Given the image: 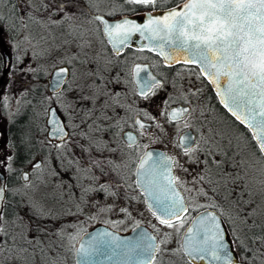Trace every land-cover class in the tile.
<instances>
[{
  "label": "snow or ice",
  "instance_id": "1",
  "mask_svg": "<svg viewBox=\"0 0 264 264\" xmlns=\"http://www.w3.org/2000/svg\"><path fill=\"white\" fill-rule=\"evenodd\" d=\"M2 2L3 0H0V3ZM54 2L60 11L81 8L80 0H54ZM87 2L91 7L93 0H87ZM167 2L168 0H123L125 5L132 6L130 10H134L137 6L152 10L147 12L146 20L142 24L126 17L115 22L105 19V15H115V12L95 15L89 23H98V31L102 32L116 56H120L123 49L128 46L133 34L139 33L140 37L148 42L143 46V49L156 52L163 57L166 63H183L185 66H195L188 67V70L196 73L198 69L197 78L204 77L215 86L221 103L252 133V139L256 142L255 148L260 157H264V0H179L176 7L166 9L163 15H153V12ZM43 7L48 8L49 5L44 4ZM66 18L74 19L75 14H66ZM148 69V65L141 66L140 64H133L130 69L133 80L138 78L141 85L138 95L145 100H149L156 94L154 89L162 88L161 81ZM66 72V68H60L56 72L57 85L60 83L59 78ZM100 95H104V93L94 94L93 103ZM118 95L119 93L113 94V103H118L114 99ZM84 99H89V97H84ZM7 101L8 98L5 97L3 101L5 107H7ZM171 102V97L164 102L165 110L161 112V115L167 116L170 123L172 121L179 123L181 118L190 114V110L182 108L169 111L168 105ZM104 106L105 108L108 106V101H105ZM68 107L70 105H65L66 110ZM45 111L46 114H50L47 121L51 126L49 136L60 141L58 144H53L52 147L57 150L58 154L61 149L67 151L70 134L65 131V125L57 118L54 110L46 109ZM94 111V109L89 110L87 115L92 116ZM101 112L103 113V109ZM142 114L146 119L154 120L146 111ZM100 119L109 120L111 118L103 114L101 117H93V123ZM135 125L138 126L141 135L148 130V126L142 123L139 118L135 120ZM72 127L75 129L79 125ZM103 130L106 129L100 124H97L95 129L91 125L89 126V132ZM73 134L75 133L73 132ZM80 135L87 136L88 134L81 132ZM91 140L89 148L95 147L96 150L103 151L107 147L106 143L102 145V142L96 140L95 137H92ZM125 142L128 148L135 146V150H139L137 139L132 133H125ZM182 143L186 145L183 154L190 160L199 162L192 155L199 149L191 146V136H185ZM88 150L85 149V151ZM111 150L115 151V149ZM12 160V156L7 157L6 167L9 172L12 170ZM4 163V161H0V165H4ZM68 163L72 164L73 162L69 160ZM103 163L94 160L85 167L76 161L77 171L89 173L93 167H101ZM107 163L111 164L112 162L107 161ZM175 163L173 157H164L162 160L159 153L145 152L139 156L136 175L138 178H142V182L141 179H138L137 187L141 188L148 197L145 203L151 201L150 210L159 224L179 232L188 221L186 214H189L190 206L177 191V184L181 182L171 173ZM33 167L40 170L42 165L38 163ZM92 178L93 180L98 179V177ZM23 179L27 182L28 174H24ZM199 179L203 180L204 177L201 176ZM260 183L264 184V180H261ZM94 190L109 193V186L101 184L98 189H85V191ZM188 191L191 192L193 189H188ZM5 192L6 187L0 184V204L5 200ZM109 194L115 195V193ZM197 194L207 195L203 190H199ZM196 207H203L205 211L192 218L191 226L185 229L181 250L193 259L210 258L213 261L221 262V264H232L231 254L224 242L222 221L215 213L207 211L208 207L219 208V206L213 202L209 205H197ZM33 210L38 218H43L46 215L42 209L37 210L35 205H33ZM100 211H111V208ZM120 211L127 213L126 208H121ZM224 215L226 213L221 209L220 216ZM228 215L232 219L231 214ZM249 215L252 213L250 212ZM5 223L7 222L2 209H0V237H8L12 241L11 244L0 242V264H7V262L18 259L22 253L28 252L27 248L21 247L17 243V236H10L4 226ZM13 223L15 222L13 221ZM44 230L43 227H37L38 232ZM108 235V233L97 234L89 242L87 248L82 244L78 252L84 256L88 255L92 251V246ZM19 239L29 245L34 244V241L28 239L23 233L19 234ZM155 239L154 236L141 232L134 242H121L117 248L120 249L121 255L131 256L136 264H154L157 253L162 251L160 246L155 243ZM256 239L264 243V236ZM40 243L41 241L37 237L35 244L39 245ZM160 243L166 244L167 240H161Z\"/></svg>",
  "mask_w": 264,
  "mask_h": 264
},
{
  "label": "flooded vegetation",
  "instance_id": "2",
  "mask_svg": "<svg viewBox=\"0 0 264 264\" xmlns=\"http://www.w3.org/2000/svg\"><path fill=\"white\" fill-rule=\"evenodd\" d=\"M3 2L0 3V17L4 15ZM10 2H13V0H10ZM104 2L105 5L103 9L96 10L94 8L95 11L91 10L93 5L90 7L86 0H80V9L69 8L66 11H60L56 7L54 0H45V4L49 5V7H43L45 14L54 12L59 18L57 23L59 34L57 36H60L61 39L60 42H53L58 44V51L63 54L69 49L70 45L74 46V49H69L71 53H66L61 62L54 65H65L67 67V75L60 88L51 92L46 89L47 78L54 66L51 67L44 82V89L48 96L61 93L65 89L66 94L72 90L74 95L72 97L69 95L63 96V105L61 103L60 111L52 102L45 106V110L50 104L55 106L63 120L67 132L70 134L68 144L74 148L75 155L78 158L77 161L85 167L89 166L94 160L104 162L101 167H93V176L88 175V173L77 172L78 175H76L74 181V199L78 201L77 207L81 206L82 201H86L87 199L92 201L117 199L121 200L120 202L124 203L126 207L128 206L129 199H137L143 205L144 209L147 208L143 202L142 192L134 182L136 162L140 154L147 147L156 146L163 148L159 145L160 127L157 125H159L161 120V112L165 110L164 102L167 100V96L171 95L167 94L169 92H174L172 88L176 89L178 86L179 79L183 76L182 72L192 74V80L197 83L195 88L182 89V98L172 100L170 104H187L190 114L186 116L190 118V122L195 125L203 124L204 128H193L192 125L189 124L178 130L175 135V143L176 148L182 154L179 158L177 152L171 153L163 148L175 158L176 163L172 166V175L177 177L181 182L178 183L177 186L182 192L183 199L190 206V212L186 214L188 216V221L185 223L184 227L198 211L204 209L203 207H196L197 205H209L215 202L219 208H208L214 210L222 221L226 238L230 244L231 250L237 257V261L240 257H243L244 260L248 262L253 261L254 258L257 259L258 254L261 255V253H264V250L261 249H264V243L256 239L257 237L264 236V214L261 215L262 219L259 220L245 211L247 205L245 198L247 189L244 185L247 176L246 165H244L237 156L233 159L224 158L220 150H218V159H214L213 162L210 159L211 153L209 149L213 144H210L211 142L207 131L209 122L212 121V114L210 117L208 110L210 109L212 113L215 108L210 102L209 95H207V93L204 94L203 89L206 83L205 80L203 77L197 78L198 69L196 73L188 70V67L195 66H185L183 63H166L156 52H149L147 49H143V47L136 46L133 43H128V46L123 49L121 55L116 56L102 32L98 31V23H89L92 17L95 16L96 13L104 15L105 13L115 12V15H105V17L107 19H115L123 15H132L139 18L143 12L152 10L142 6H137L134 10H130L132 6L125 5L123 0H106ZM14 5V15H10L8 23H10L11 29L17 32L19 28V19L17 18L19 17L17 16V5L15 3ZM160 8L163 7H159L158 9ZM66 14H75V18L67 19ZM83 15H85V26H82ZM1 22L2 19H0V25ZM53 23L55 24V22ZM49 25L50 22H47L43 28H48ZM1 30L2 28L0 26V34ZM89 36L94 39L92 43L87 40ZM44 41L49 44L50 38H46ZM44 50L45 52L49 51L48 45H45ZM3 52L7 54V64L5 68H8L10 65L8 52L0 48V55H2V57H4ZM66 55H68V59ZM133 64H140L141 66L148 65V70L162 83V88L159 90L154 89L156 94L151 96L149 100H145L138 95L136 83L130 75V69ZM3 67L2 64V68ZM209 90L218 104L211 88H209ZM97 92L104 93V95H100L99 98L95 100V103H93L92 97ZM114 93H119V95L114 98L118 103H113ZM84 97H89V99H84ZM44 98L45 95L43 99ZM105 101H108V106L106 108L104 106ZM162 104H164V107H162ZM65 105H70V107L66 110ZM193 108L195 111H192ZM93 109L95 111L92 113V116H88L89 110ZM101 109H103V113ZM144 111L149 113L154 120L146 119L142 114ZM103 114H106L111 119H100L97 120L96 123H93V117H101ZM164 117L168 120L166 116ZM137 118L148 126V130L143 135H141V131L138 130V126L135 125V120ZM81 121L84 122L82 123ZM97 124H100L106 130L89 132V126L91 125V127L95 129ZM73 125H79V127L73 129ZM185 128H190L193 132L194 138L191 146L199 150L192 155L199 162H194L190 160L188 156H185L183 154L184 148L177 143L179 132ZM240 131L243 130L241 129ZM73 132L75 134H73ZM81 132L87 133L88 135L81 136ZM125 133H132V135L136 137L139 144L138 151L135 150V146L133 148L127 147ZM244 134L246 136V132ZM249 136L254 143L250 131ZM92 137L101 141L102 145L106 143L107 147L103 151H98L95 147L89 148L90 143H92ZM52 141L60 142L59 140ZM85 149L89 150L85 151ZM111 149H115V151ZM86 154L89 156H87L89 158L88 160L83 158ZM107 161H111L112 163L109 164ZM262 163L264 164V159H262ZM201 176L204 177L203 180L199 179ZM92 177H98V179L93 180ZM101 184L108 185L109 193H115V195L99 190L85 191V189H98ZM4 186H7L5 176ZM188 189H193V191L189 192ZM199 190H203L207 195H198L197 192ZM69 193L70 191L68 194ZM63 195H66V192L63 193ZM3 203L0 207L2 210ZM102 205L105 206L102 209L107 208L106 205ZM95 206H98V204H95ZM221 209L225 211L226 215L220 216ZM99 210H101V208ZM147 210L152 214L148 208ZM228 214H231L232 219L229 218ZM98 223L104 224L119 232H125L139 222L132 224L125 231L107 223ZM183 228L177 232V240L175 239L174 241L179 251V238ZM254 247H259L261 249V251L257 252L256 256L253 255V251L249 252V248L251 249ZM262 257L264 258V255H262Z\"/></svg>",
  "mask_w": 264,
  "mask_h": 264
},
{
  "label": "rangeland",
  "instance_id": "3",
  "mask_svg": "<svg viewBox=\"0 0 264 264\" xmlns=\"http://www.w3.org/2000/svg\"><path fill=\"white\" fill-rule=\"evenodd\" d=\"M104 1L106 0H93V8L91 10L95 11L94 8L96 10L103 9L105 5ZM13 2L17 5L19 28L17 32L14 31L11 35L2 30L0 34V47L4 45L10 58L9 67L2 68L4 57L0 55V75L2 72L4 73L2 76L3 80L0 83V161L5 162L4 165H0V170L4 174L8 171L6 165L8 163L7 157L9 156L5 136L7 122L15 115L23 113V106L27 97L25 91L29 87H34L39 84L37 80L38 71L41 72L45 79L51 67L59 64L66 53H71L69 49H74V46L70 45L65 53L61 54L58 51V44L56 43L57 41L60 42L61 39L60 36H57L59 34L57 30L59 18L54 12L45 14L43 10L45 0H13ZM84 16L82 17V26L86 25ZM47 22H50L49 27L43 28ZM46 38H50L49 44L44 41ZM87 40L90 43L94 41L90 36ZM45 45H48V52L44 50ZM66 58L68 59V55H66ZM182 73L183 76L179 79L178 86L176 89L172 88L174 92L167 94H171L167 96V100L170 97L172 100L182 98V89L195 88L197 83L192 80V74ZM65 95L72 97L74 93L71 90L66 94L65 89L61 93L51 96L52 103L55 104L59 111L61 110V103L63 105V96ZM5 97L8 98L7 107L3 103ZM45 106L42 111L43 114L45 113ZM162 107H164V104H162ZM36 111L37 109L33 107L30 115L37 113ZM208 114L210 117L212 114V121L209 122L207 131L211 142L210 144H213L209 149L211 153L210 159L212 162L214 159H218V150H220L224 158L233 159L237 156L246 165L247 176L244 185L247 189L245 195L247 205L245 211L248 214L251 212V216L261 220V215L264 214V184L260 183L261 180H264V164L262 163V158L251 147L244 132L240 131L241 129L234 125L226 114L220 112L217 108L212 113L209 109ZM188 116L182 118L179 123H170L161 115L159 122V145L171 153L177 152L178 158L182 156L176 148L175 143V135L178 130L189 124L193 128H204L203 124L195 125L190 122ZM43 144L47 149L52 147L49 143L45 142ZM67 151L68 157L76 156L72 146L69 145ZM52 156H50L49 160L51 167H48L47 170H52L49 172H55L56 174L54 175L57 176L60 170H56L58 165ZM35 159L40 160L38 156H35L23 168L28 171L29 180L27 182L20 180V182H14L6 186L9 205L16 210L18 219H22L24 225H27L25 227L27 230L31 228L32 231L37 230L38 226L43 227L47 233L46 238L50 236L48 235L49 232H53L52 236H55V234H63L65 236L63 243L71 246L73 250L75 240L80 235L79 233L98 222L107 223L122 231L127 230L134 223H144L154 230L157 237V244L162 249L161 252L157 253L154 264H186L184 261H177L173 257H167L171 251L178 252L179 250L177 244L174 242L175 239L177 240V232L159 224V221L154 218L147 208L144 209L139 200L129 199L128 206L126 207L124 203L120 202L121 200L117 199H108L107 201H92L87 199L86 201L83 200L82 205L77 207L78 201L74 199L75 179L72 183H69L72 180L70 174L75 172L71 169V165L68 164L65 167H61L62 170L59 178L53 176L51 179H45L44 174L47 175V172H45V166H43L41 160L39 164L42 165V168L40 170H36L30 165ZM69 191L70 193L68 194ZM65 192L66 195H63ZM95 204H98V206H95ZM102 204L106 205V209L110 207L111 211H100V208L105 207ZM33 205H35L37 210L42 209L46 215L43 218H38V215L33 210ZM78 208L80 209L79 212ZM121 208H126L127 213L121 212ZM83 217L86 219L83 220ZM75 231L79 233L77 234ZM166 234L168 235L166 236ZM31 235L32 233H29V236ZM165 239L167 243L161 244L160 241ZM47 240L49 241V239ZM261 249L264 250L263 248ZM261 249L259 247L249 248V252L253 251V255L256 256L257 252L261 251ZM70 261L73 262L72 257ZM251 263L264 264V258L258 254L257 259L254 258Z\"/></svg>",
  "mask_w": 264,
  "mask_h": 264
},
{
  "label": "trees",
  "instance_id": "4",
  "mask_svg": "<svg viewBox=\"0 0 264 264\" xmlns=\"http://www.w3.org/2000/svg\"><path fill=\"white\" fill-rule=\"evenodd\" d=\"M179 0H169L166 4L162 5L161 7H167L171 6L173 4L178 3ZM3 6V12L4 15L2 17L1 22V28L2 31L11 35L15 31L14 29H11L9 21L10 15H14V2H10V0H5L2 4ZM0 48L3 50H6L4 45H2ZM3 72L0 75V83L3 80ZM38 82L39 84L34 87H29L25 94H27L26 100L24 102V110L23 113H19L15 115L13 118H11L5 127V136H6V144L8 146L9 150V156L13 157V160L11 161V171H7L5 176V180L7 185L14 183V182H20V171L35 157L38 156L43 164L45 166V172H47V175H45L46 178H53L60 177V173L62 168L65 167V165H68V161L71 159L73 162L71 165V169L75 171L71 175V182L72 183L78 175L77 171V157H68V151H64L63 149L60 150V154H58L57 150L53 147H49V149L45 148L43 143H49L51 145L58 144L60 142H55L52 140H49L44 135V123H43V117L44 114L42 111L44 110V106L46 103L52 102L51 95L48 96L44 89V76L41 74V72L38 71ZM206 82V81H205ZM210 86L206 82L204 87V94L207 93L209 95L210 102L213 104L214 108H217L220 112L224 113L229 117V119L233 122L234 125H236L238 128L242 129L246 132V137L248 140H250L251 147L256 150L254 143L252 142L251 138H249V131L246 127L241 125L240 123L236 122L232 117H230L215 101L213 95L211 94L209 90ZM43 95H45V98L43 99ZM35 107L37 109V113H34L30 115L31 109ZM194 109V108H193ZM204 112V111H203ZM244 132V133H245ZM53 151V152H52ZM257 151V150H256ZM258 152V151H257ZM55 159L58 168L57 171L60 170L59 174L57 176L54 175L55 172L50 173L47 170L48 167H51L50 164V156ZM86 154L84 159L88 160L89 156ZM264 159V157H261ZM50 169V168H49ZM96 169V168H95ZM55 170V169H54ZM88 175H94L93 171L89 172ZM3 215L5 217V228L9 232L10 236L15 235L18 237L17 243L24 248L28 249L27 253H22L18 259L15 261L7 262V264H74L70 261V258L72 257V247L68 246L63 243V238L65 237L63 234H55V236H52V233L49 232V237L46 238V231L38 232L37 230H32L31 228L27 230L25 228L24 222H22V219H18L16 215V210L12 208L11 205H9L8 197L5 196V200L3 203ZM86 219V218H85ZM83 217V220H85ZM13 221L15 223H13ZM18 222V224H16ZM73 227V226H72ZM151 229V228H150ZM153 230V229H152ZM79 231V230H78ZM78 231H75L77 234ZM154 231V230H153ZM23 233L27 236L28 239H31L34 241L33 245H29L27 243H24L22 240L19 239V234ZM29 233H32L31 236H29ZM74 233V232H73ZM70 233V234H73ZM75 233V234H76ZM80 234V233H79ZM40 235V236H38ZM39 237V240L41 243L39 245L35 244L36 238ZM44 239V241H43ZM49 239V241L47 240ZM0 242H7L8 244H11L12 241L8 237H0ZM167 257H173L177 261H184L186 264H190L184 255L181 253V251H171ZM235 264H254L251 262H245L243 257H240L239 260Z\"/></svg>",
  "mask_w": 264,
  "mask_h": 264
},
{
  "label": "water",
  "instance_id": "5",
  "mask_svg": "<svg viewBox=\"0 0 264 264\" xmlns=\"http://www.w3.org/2000/svg\"><path fill=\"white\" fill-rule=\"evenodd\" d=\"M179 3V2H178ZM177 3L168 7H164V8H160L157 11L153 12V15L156 16H160L163 15L164 11L168 8H172V7H176ZM149 11H145L142 13V15L137 18L135 16L132 15H123L120 17H117L115 19H107L105 17V19L109 20L110 22H115V21H120L122 19H124L125 17L130 19V20H134L137 23H144L146 20V14ZM99 13H96L95 15H98ZM102 15V14H99ZM128 43H133L136 46L139 47H143L145 44H147V40L144 38H141L139 33H134L131 40ZM109 44V43H108ZM109 46L112 48V46L109 44ZM4 55V60H3V66L5 67L7 64V54L5 52H3ZM160 56V55H159ZM162 58V60L164 61L163 57L160 56ZM165 62V61H164ZM60 68H66L67 67L65 65H57L54 66L51 71L50 74L47 78V82H46V89L48 91H56L60 88L63 80L65 79L67 72L65 74H63L59 79H60V83L59 85H57L56 81H57V76H56V72L60 69ZM204 78V77H203ZM204 80L210 85L212 92L214 93L219 105L224 109V111L229 114L236 122L240 123L229 111L227 108H225V106L221 103V99L220 97L217 95V90L215 88L214 85L210 84L208 82L207 79L204 78ZM136 83V90L137 92L139 91V88L141 87L139 80L137 78V80H135ZM182 108H188L187 104H181V103H174V104H170L168 106V110H173V109H182ZM46 109H51L54 110L56 112L57 118L63 123V120L61 118V116L59 115L58 111L56 110L55 106L53 104H50L46 107ZM50 118V114H46L45 112V117H44V124H45V137L47 139L50 140H57L54 137L49 136V131L51 129V126L47 123L48 119ZM166 118L168 119V117L166 116ZM64 124V123H63ZM241 124V123H240ZM243 125V124H241ZM244 127H246L245 125H243ZM65 131L67 132V129L65 127ZM251 133V132H250ZM1 134V132H0ZM190 135L192 138V144H193V132L191 131L190 128H185L183 129L181 132H179L178 136H177V143L182 147L185 148L186 145L182 143V140L185 136ZM252 136V133H251ZM254 141V140H253ZM254 143H256L254 141ZM191 144V145H192ZM145 152H152V153H159L161 154V159L163 160L164 157H172L171 154H169L168 152H166L163 148L160 147H156V146H150L147 147L146 149H144V151L140 154V156H142ZM40 163L39 159H35L34 161L31 162V166H34L35 164ZM139 164V158L136 162L135 165V170H134V182L135 185L137 186V181L138 179H141L142 182V178H138V176L136 175V169H137V165ZM171 173H172V169H171ZM24 174H28V171L26 169H22L20 171V177L22 180ZM0 184L4 185V174L3 172L0 170ZM142 192L143 195V202L145 204V206L150 210V203L151 201L149 200L148 203H145V201L148 199V197L145 195V193L143 192V190L141 188H139ZM177 191L182 195L181 190L178 188L177 186ZM1 207V204H0ZM151 211V210H150ZM205 211V208L198 211L194 216L196 217L197 215L203 213ZM207 211L213 212L217 215V213L212 210L207 208ZM152 212V211H151ZM218 216V215H217ZM219 218V216H218ZM192 220V219H191ZM137 225H139V227H137ZM191 226V221L183 228L180 238H179V246H180V250H181V246L184 242V235H185V229ZM221 228L224 231V228L221 224ZM144 232L147 233L150 236H154L156 238L155 233L145 224H135L133 225L129 230L125 231V232H119L118 230L112 229L104 224H94L92 226H90L89 228H87L86 230H84L82 233H80V235L77 237L74 246H73V250H72V258H73V263L74 264H136V261L131 257V256H125V255H121L120 254V249L117 248V245H119L121 242H134L137 238L139 233ZM101 233H108V237L106 238H102L101 241L97 242L96 244H94L92 246V251L84 256L81 255L78 252V249H80L81 245L83 244L85 248L88 247L89 242L93 240L94 237L97 236V234H101ZM115 238V239H113ZM224 242L226 245V248L229 250L230 254H231V260H232V264H235L237 262V257L235 256V254L233 253V251L230 248V244L226 238L225 235V231H224ZM155 243L157 244V241L155 239ZM181 252L183 253V255L185 256V258L187 259V261L191 264H221V262L219 261H213L210 258H205L203 260H200L198 258L193 259L192 257H189L188 255H186V253L184 251L181 250Z\"/></svg>",
  "mask_w": 264,
  "mask_h": 264
}]
</instances>
